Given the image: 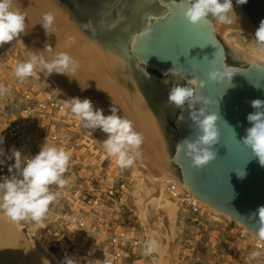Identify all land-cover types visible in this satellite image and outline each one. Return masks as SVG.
Instances as JSON below:
<instances>
[{
    "label": "water",
    "instance_id": "obj_1",
    "mask_svg": "<svg viewBox=\"0 0 264 264\" xmlns=\"http://www.w3.org/2000/svg\"><path fill=\"white\" fill-rule=\"evenodd\" d=\"M62 1L76 13L83 27L89 25L84 28L91 39L123 57L137 80H141L139 67H142L164 75H172L170 69H180L181 74L176 76L181 85L186 84L181 78L184 73L187 79L207 81L199 92L212 102L205 105L201 101L196 107L219 114L220 140L212 146L217 152L216 159L202 168L195 167L181 150L179 144L183 140L195 139L200 132L189 117L187 105L184 109L172 105L169 111L168 119L176 133V148L170 158L179 169V178L198 199L256 234L258 210L264 206V165L243 138L246 129L252 126L247 120L255 111L251 101L264 100V64L258 61L229 64L228 46L216 32L214 20L210 24H191L184 15L187 0L169 5L173 9L170 14L159 0ZM250 1L254 0H247ZM126 23H130L126 33L118 30ZM145 32L150 34L142 35ZM223 67L236 71L231 81L227 77L222 81L209 79L211 71ZM238 172L245 173L243 178Z\"/></svg>",
    "mask_w": 264,
    "mask_h": 264
},
{
    "label": "bare ground",
    "instance_id": "obj_2",
    "mask_svg": "<svg viewBox=\"0 0 264 264\" xmlns=\"http://www.w3.org/2000/svg\"><path fill=\"white\" fill-rule=\"evenodd\" d=\"M15 7L26 15L27 34L22 33L19 40H14V48L24 61L31 53H39L46 45H51L53 51L44 52L46 57L66 52L78 63V69L71 79L56 73L45 76L39 70L35 74L46 80L65 103L74 97L90 98L95 108H103L105 115L111 114L114 106L119 115L131 120L135 130L142 133L143 144L136 160L137 176L142 181L139 197L142 213L150 221L148 229L151 239L158 241V248L163 255L169 243L171 228L175 225L178 203V200L170 196L168 185L174 182L179 184L182 191L192 192L179 178L172 159L168 157L163 127L136 88L129 65L113 48L91 39L86 34L83 22L64 1L15 0ZM233 7L237 21L220 24L214 20L216 32L225 43L232 46L230 50L237 59L264 64V46L255 39L256 30L260 26L259 17L264 15V0H254L252 6L246 8L244 4L233 2ZM48 12L55 16L51 35L45 34L41 24L43 15ZM148 12L152 13L151 10ZM243 40H251L252 44L244 47ZM41 114L45 119L51 115ZM62 117L64 115L52 116L49 121L65 122ZM199 201L203 207L241 224L249 237L259 241L257 235L241 222L203 200ZM260 242L264 246V241ZM0 264L53 263L32 244L22 221L14 223L0 212Z\"/></svg>",
    "mask_w": 264,
    "mask_h": 264
},
{
    "label": "clouds",
    "instance_id": "obj_3",
    "mask_svg": "<svg viewBox=\"0 0 264 264\" xmlns=\"http://www.w3.org/2000/svg\"><path fill=\"white\" fill-rule=\"evenodd\" d=\"M160 4L168 9L169 14L173 9L169 5L176 0H159ZM238 4H245L247 0H236ZM185 18L193 25L212 23L213 20L220 24H232L237 21L233 0H187L184 12ZM55 16L48 12L43 15L42 26L46 35L53 33ZM88 28L89 25H85ZM26 15L15 7V0H0V46L18 38L22 33L27 34ZM145 32L142 35H148ZM256 41L264 46V20L261 21L255 33ZM264 50V47H262ZM51 45H46L43 51L31 53L28 58L19 63L14 69V75L21 82L33 76L37 70L50 76L53 73L74 77L77 69V61L66 52H59L46 57L44 52L52 53ZM173 76L180 75L181 70L173 68L169 70ZM236 73L230 67L216 68L209 73V79L222 81L227 77L230 81ZM186 80L185 85L175 84L168 95V104L184 109L185 105L190 109L189 117L198 126L200 132L195 139L186 138L179 146L185 155L192 161L193 166L202 168L216 159L217 152L212 147L220 140V128L218 112H209L206 107L197 110L196 105L203 101L210 104L211 98L200 94L199 89L206 86L207 81L193 77L187 79V74L181 76ZM168 83L167 80L164 81ZM100 89L99 87H97ZM8 92V88L0 84V96ZM254 112L247 116L252 125L246 129L243 142L251 148L264 165V100L251 101ZM65 108L79 120L83 126L90 130L100 129L107 134V139L102 142L103 149L109 157L114 158L115 164L120 168H129L134 165L140 156V147L143 144V135L134 128L131 120L118 114L116 107L111 108V114L105 115L103 108H95L90 98L80 99L74 97L65 103ZM181 119L183 117L181 116ZM3 137H0V144ZM4 150L0 148V157ZM71 152L62 146L45 143L38 154L25 157L18 149H13L11 157L15 163L9 166L10 177L0 181V212L14 223L21 221H42L50 211L60 191H52V186L63 189L69 183L65 178L70 161ZM4 160L0 159V164ZM243 178L244 172H238ZM259 227L255 231L259 240L264 241V206L258 210ZM158 241L149 239L144 246V255L150 256L156 252ZM264 257V248L258 247L250 253L249 261H259ZM66 264H75L74 260L67 259Z\"/></svg>",
    "mask_w": 264,
    "mask_h": 264
},
{
    "label": "rangeland",
    "instance_id": "obj_4",
    "mask_svg": "<svg viewBox=\"0 0 264 264\" xmlns=\"http://www.w3.org/2000/svg\"><path fill=\"white\" fill-rule=\"evenodd\" d=\"M233 2H236V0H233ZM250 2L244 4L245 8L252 4ZM143 25H140V27H143ZM124 26H121L118 30L126 33L130 23H126ZM220 38L223 40L221 36ZM116 39L118 40V38ZM242 44L244 47H249L252 43L251 40H243ZM227 46L229 64L244 65L249 63L237 59L230 50L232 46L228 44ZM14 47V40L0 46V84L8 88V92L0 96L5 105L3 116L5 124L21 120L23 106L26 102L25 94L31 92L36 100H41L45 91L52 89L50 84L38 74H34L23 82L15 77V67L24 60ZM139 70L141 77L140 75L138 77L141 80H137L131 72L133 75L132 80L147 102L148 108L161 122L167 141L168 157H171V153L176 148V133L173 124L168 119L172 106L168 104V95L171 88L177 83L181 84V81L177 76L164 75L156 69L145 70L139 67ZM165 80L168 83H165ZM154 109L158 110H156L158 116L155 114ZM57 115H64L62 119L65 122L56 121L55 130L59 134L71 138L69 144L64 147L72 154L70 166L65 173V178L69 183L63 189L52 186L53 191H60L61 195L50 205L49 214L42 221L38 223L22 221L32 244L43 252L53 264H66L67 259H72L63 258L61 247L66 242L67 236L75 229V211L78 206H82L80 188L83 185L84 178L91 171L101 167L120 170L126 174H131L135 178L137 188L135 196L136 203L139 206L138 219L135 218L134 228L141 235L147 237L148 240L151 239L148 229L150 221L142 213L139 197L142 181L137 176L136 162L129 168L122 169L118 167L114 162V158L109 157L103 149L102 142L107 139L106 133L100 129L90 130L85 128L83 122L77 119L68 108L61 113L53 112L51 117ZM34 117H36V113ZM173 166L178 174L179 169L174 164ZM257 242H260V240L249 237L241 224L238 225L234 220L228 219L223 214L219 215L207 207H203L200 212H193L185 205L177 203L175 225L173 229L171 228L169 243L163 255L159 248L154 252L152 260L140 253L135 264H160L161 261L162 264H264V257H261L259 261L251 262L248 259L250 253L257 250ZM261 248H264V246ZM153 258L156 260L154 261ZM74 262L75 264H98V260L83 256H80Z\"/></svg>",
    "mask_w": 264,
    "mask_h": 264
},
{
    "label": "built area",
    "instance_id": "obj_5",
    "mask_svg": "<svg viewBox=\"0 0 264 264\" xmlns=\"http://www.w3.org/2000/svg\"><path fill=\"white\" fill-rule=\"evenodd\" d=\"M25 99L21 120L6 124L5 105L0 99V137H3L0 148L4 150L0 157L4 160L0 164V181L15 171L9 172V166L15 163L14 157L10 158L13 149L32 157L45 143L66 147L71 140L55 130L56 124L49 121L51 115L45 119L41 114L66 109L64 100L53 88L45 91L41 100H36L31 92L25 94ZM168 188L178 203L193 212L202 211L203 206L193 193L182 191L174 182ZM136 190V180L131 174L109 167L91 171L80 188L82 206L75 211V229L61 247L63 258L77 260L83 256L98 260V264H135L139 254L144 255L148 240L134 228L135 218L138 219ZM256 246L261 248L263 244L257 242ZM147 257L152 260V255Z\"/></svg>",
    "mask_w": 264,
    "mask_h": 264
},
{
    "label": "flooded vegetation",
    "instance_id": "obj_6",
    "mask_svg": "<svg viewBox=\"0 0 264 264\" xmlns=\"http://www.w3.org/2000/svg\"><path fill=\"white\" fill-rule=\"evenodd\" d=\"M253 2V1H252ZM259 19H260V23H261V21L262 20H264V15L263 16H261V17H259ZM119 42H122V40L121 39H119ZM152 96H150V98H151ZM152 99V98H151ZM153 100V99H152Z\"/></svg>",
    "mask_w": 264,
    "mask_h": 264
}]
</instances>
